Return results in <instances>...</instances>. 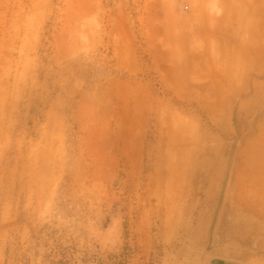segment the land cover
<instances>
[{"label": "rangeland", "instance_id": "rangeland-1", "mask_svg": "<svg viewBox=\"0 0 264 264\" xmlns=\"http://www.w3.org/2000/svg\"><path fill=\"white\" fill-rule=\"evenodd\" d=\"M263 208L264 0H0V264H227Z\"/></svg>", "mask_w": 264, "mask_h": 264}, {"label": "crops", "instance_id": "crops-1", "mask_svg": "<svg viewBox=\"0 0 264 264\" xmlns=\"http://www.w3.org/2000/svg\"><path fill=\"white\" fill-rule=\"evenodd\" d=\"M260 216V221L254 224L255 234L252 239L254 248L240 246L237 259L234 258L226 262L227 264H264V208L260 210Z\"/></svg>", "mask_w": 264, "mask_h": 264}, {"label": "trees", "instance_id": "trees-1", "mask_svg": "<svg viewBox=\"0 0 264 264\" xmlns=\"http://www.w3.org/2000/svg\"><path fill=\"white\" fill-rule=\"evenodd\" d=\"M54 264V263H53ZM58 264H66V262L58 261Z\"/></svg>", "mask_w": 264, "mask_h": 264}]
</instances>
